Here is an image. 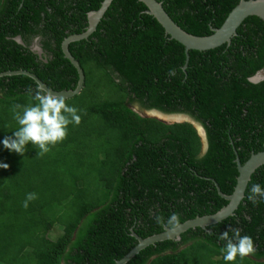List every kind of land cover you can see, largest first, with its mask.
Wrapping results in <instances>:
<instances>
[{
    "label": "trees",
    "instance_id": "16d2710c",
    "mask_svg": "<svg viewBox=\"0 0 264 264\" xmlns=\"http://www.w3.org/2000/svg\"><path fill=\"white\" fill-rule=\"evenodd\" d=\"M103 0H0V73L23 70L55 91L73 90L78 74L62 41L81 34ZM184 31L212 33L239 0H157ZM138 0H112L94 32L69 43L84 83L66 99L81 115L67 138L43 155L29 143L23 155L0 143V264H114L140 238L159 234L173 212L180 223L213 214L228 201L243 164L264 145V21L252 16L229 44L188 51L170 39ZM20 38L21 44L16 41ZM37 41L41 54L31 46ZM186 63L185 69L183 66ZM28 75L0 76V141L18 128L13 105L31 103ZM136 108L138 111H136ZM155 109L200 123L207 150L188 122L167 124L139 114ZM264 187V165L251 175L234 214L180 240L140 250L126 264H264V202L247 200ZM37 199L23 202L28 193ZM59 227L51 240L45 235ZM239 228L254 255L225 262L219 235ZM231 235V232L229 233Z\"/></svg>",
    "mask_w": 264,
    "mask_h": 264
},
{
    "label": "water",
    "instance_id": "95a60500",
    "mask_svg": "<svg viewBox=\"0 0 264 264\" xmlns=\"http://www.w3.org/2000/svg\"><path fill=\"white\" fill-rule=\"evenodd\" d=\"M142 2L146 6V13L151 15L153 18L157 20V22L163 27L166 35L169 36L170 39H173L184 46L186 52V62L188 60V51L189 50H197V51H207L211 49H215L221 45L229 44L231 38L236 35L237 28L241 25V23L248 17H258L262 21H264V0H239V2L231 9L225 18L224 22L218 28H213L212 33L206 36H196L190 33H187L183 29H181L165 12L162 7L161 2L157 0H138ZM112 0H103L99 9L95 11H91L87 15V27L86 30L81 34H72L67 36L61 43V49L63 55L76 69L78 74V80L75 88L73 90H61L55 91L49 88L45 83H43L39 78H37L34 74L29 73L27 71L18 70V71H7L4 73H0V76L3 75H14V74H25L31 77L38 85V87H42L47 91L52 92L53 94L60 95L65 97L66 99L72 98L73 96L80 93L83 83H84V74L77 60L70 54L68 50V45L71 42L78 41L81 39L87 38L91 35L96 26L109 7ZM16 41L18 43H22L20 38H17ZM35 46V47H34ZM31 49L41 54V49L37 44V41L34 45L31 46ZM186 63L183 66L185 69ZM252 83H258L264 80V69L258 71L253 77L249 79ZM149 112H155L162 116L166 117H175L179 116L182 119L179 121L176 120H165L158 118L153 115H148ZM140 115L156 118L164 123L172 124V123H182L188 122L191 123L201 139L202 149L201 152L204 153L207 150V140L206 134L203 126L196 122L192 117L187 114L181 113H173L167 114L160 112L155 109L139 111ZM235 162L237 164L238 176L236 178V184L234 186L233 192L230 195L223 194L219 187L216 185L218 194L228 201V203L222 207L220 210L213 214L196 216L195 218L188 219L183 223H180L181 226L175 232L164 230L159 234H155L146 238H140L136 236L134 233L132 235L136 238L137 244L121 259L117 260L114 264H126L134 255H136L140 250L145 248L148 245L155 244L157 242H161L164 240H180V235L188 229L200 227L205 229L209 225L216 224L226 219L227 217L234 214V211L237 209L239 203L244 197V192L248 182L250 181L251 175L253 172L260 166L264 165V145L263 150L251 153L249 158L241 164L239 158L236 157Z\"/></svg>",
    "mask_w": 264,
    "mask_h": 264
},
{
    "label": "clouds",
    "instance_id": "9594fccd",
    "mask_svg": "<svg viewBox=\"0 0 264 264\" xmlns=\"http://www.w3.org/2000/svg\"><path fill=\"white\" fill-rule=\"evenodd\" d=\"M31 103L13 105V118L18 128L12 132L11 136H6L0 143L10 152L19 155L25 153L26 146L31 143L39 149L37 155L47 154L52 147L63 142L68 135L70 124L79 125L81 123L80 110L75 106H70L66 98L53 94L42 87L28 90ZM7 163H0V168L7 169ZM37 199V194L32 192L26 194L23 202L25 208L29 202ZM247 200L253 205L264 202V187L259 183L251 185ZM155 222L168 231L175 232L180 228V216L173 212L167 219L163 215H156ZM231 232V235L229 233ZM224 241L221 252L224 253L225 262H235L237 258L243 259L256 252L253 238L247 234L241 235L239 228H230L218 237Z\"/></svg>",
    "mask_w": 264,
    "mask_h": 264
},
{
    "label": "rangeland",
    "instance_id": "374dc122",
    "mask_svg": "<svg viewBox=\"0 0 264 264\" xmlns=\"http://www.w3.org/2000/svg\"><path fill=\"white\" fill-rule=\"evenodd\" d=\"M34 45V44H33ZM35 47V46H34ZM136 111H138V109L136 108ZM150 115V114H148ZM61 234V229L59 227H54L52 228V230L47 233L45 236L51 240H55L59 235Z\"/></svg>",
    "mask_w": 264,
    "mask_h": 264
},
{
    "label": "flooded vegetation",
    "instance_id": "af4514ba",
    "mask_svg": "<svg viewBox=\"0 0 264 264\" xmlns=\"http://www.w3.org/2000/svg\"><path fill=\"white\" fill-rule=\"evenodd\" d=\"M264 69V68H263ZM262 69V70H263ZM149 114H151V112H149ZM154 114V116H156V117H158V118H161V119H165V120H181L182 118L181 117H179V116H175V117H171V118H169V117H166V116H162V115H160V114H158V113H153Z\"/></svg>",
    "mask_w": 264,
    "mask_h": 264
},
{
    "label": "bare ground",
    "instance_id": "6f19581e",
    "mask_svg": "<svg viewBox=\"0 0 264 264\" xmlns=\"http://www.w3.org/2000/svg\"><path fill=\"white\" fill-rule=\"evenodd\" d=\"M154 112H151V115H153L154 116V114H153ZM149 114V113H148ZM176 121H179V120H176Z\"/></svg>",
    "mask_w": 264,
    "mask_h": 264
}]
</instances>
